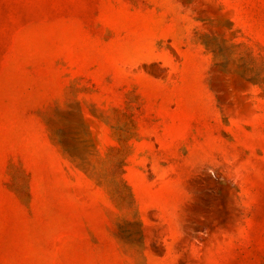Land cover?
<instances>
[{
  "label": "rangeland",
  "instance_id": "rangeland-1",
  "mask_svg": "<svg viewBox=\"0 0 264 264\" xmlns=\"http://www.w3.org/2000/svg\"><path fill=\"white\" fill-rule=\"evenodd\" d=\"M263 81L264 0H0V264H264Z\"/></svg>",
  "mask_w": 264,
  "mask_h": 264
},
{
  "label": "clouds",
  "instance_id": "clouds-1",
  "mask_svg": "<svg viewBox=\"0 0 264 264\" xmlns=\"http://www.w3.org/2000/svg\"><path fill=\"white\" fill-rule=\"evenodd\" d=\"M210 174H212V175H213V173H211V172H210Z\"/></svg>",
  "mask_w": 264,
  "mask_h": 264
},
{
  "label": "trees",
  "instance_id": "trees-1",
  "mask_svg": "<svg viewBox=\"0 0 264 264\" xmlns=\"http://www.w3.org/2000/svg\"><path fill=\"white\" fill-rule=\"evenodd\" d=\"M208 47V46H207ZM212 51H214V50H212ZM263 83H264V81H263Z\"/></svg>",
  "mask_w": 264,
  "mask_h": 264
}]
</instances>
